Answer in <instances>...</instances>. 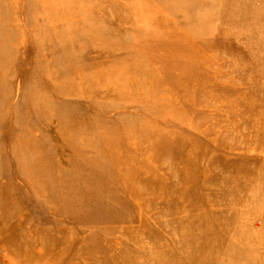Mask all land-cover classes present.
<instances>
[{
    "label": "rangeland",
    "instance_id": "obj_1",
    "mask_svg": "<svg viewBox=\"0 0 264 264\" xmlns=\"http://www.w3.org/2000/svg\"><path fill=\"white\" fill-rule=\"evenodd\" d=\"M0 264H264V0H0Z\"/></svg>",
    "mask_w": 264,
    "mask_h": 264
}]
</instances>
